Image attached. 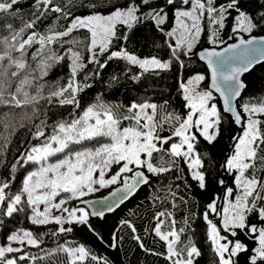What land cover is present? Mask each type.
Returning <instances> with one entry per match:
<instances>
[{
  "label": "snow or ice",
  "instance_id": "6c2138e0",
  "mask_svg": "<svg viewBox=\"0 0 264 264\" xmlns=\"http://www.w3.org/2000/svg\"><path fill=\"white\" fill-rule=\"evenodd\" d=\"M20 4L0 0V229L23 214L47 231L10 230L0 264H123L110 253L136 249L163 264H199L198 221L212 264H264V95L244 99L245 74L264 63V35H256L264 33V0H33L27 18ZM205 36L209 47L200 48ZM141 42L162 55L129 48ZM194 57L207 65L210 84L201 87L202 73L177 76L180 110L141 98L150 77L178 73ZM113 63L120 74L106 81L111 95L121 76L137 94L116 101L98 93L82 107ZM60 68L66 75L49 80ZM226 124L240 131L220 162L212 148ZM19 129L30 139L14 149ZM213 184L223 195L211 192L200 210L196 192ZM143 187L152 189L150 216L137 206L105 235L95 221ZM102 189L109 195L89 199ZM140 219L149 221L142 229ZM45 237L55 246L44 247Z\"/></svg>",
  "mask_w": 264,
  "mask_h": 264
},
{
  "label": "trees",
  "instance_id": "16d2710c",
  "mask_svg": "<svg viewBox=\"0 0 264 264\" xmlns=\"http://www.w3.org/2000/svg\"><path fill=\"white\" fill-rule=\"evenodd\" d=\"M33 0H21L20 9L21 14L25 16V18L28 17V15L34 10L32 7ZM84 10L80 9L77 11L76 14H83ZM53 22V18H49V20L45 21L41 25V30L46 29L47 25ZM17 25H19V20L16 21ZM65 22L60 21V25L62 26ZM228 33H225V38L227 37ZM74 35L78 36H84L86 33L80 32V33H74ZM256 35H264V33H256ZM200 48L203 47H209V45L206 43V36L202 39V43L199 46ZM130 49H134L136 51V54L140 56H148V55H162V53H157L151 46H145L142 42L141 43H132L129 45ZM120 67H123V64L121 62ZM120 67H118L115 63H113L107 70H105L102 73L101 78L97 79L96 81H92L93 88L91 90H88L86 94L84 95V102L82 104V107H86L87 103L91 101V99L98 93H104L107 95L109 100L115 99L116 101L123 100L125 93H130L131 95H136L137 93L135 91H130L128 87V82L124 80L123 76H121V86L119 88V92L115 94V96L111 95L112 89L108 88L106 81L110 78V76L115 72L117 74H120ZM67 73L66 68H60L57 69L50 77L49 80H55L61 76H65ZM196 73H202L208 77L207 70L203 64L200 63V61L197 58H193L192 61L188 62V66L184 70H180L178 73L174 69L173 71L161 73L160 77H150L149 83L150 87L146 90H141L139 95L141 98H147L154 102H162L164 99H168L171 103V106L177 110L181 109L182 100L177 95V76L182 79H187L192 75H195ZM250 89L249 91L244 93V99L247 100L249 96L255 95L256 97H260L264 95V91H262V85H264V64L256 67L251 71L249 74L245 76ZM155 81V83H152V81ZM208 85V79L203 82L201 87H207ZM218 105L220 106L219 100L217 98ZM5 111V109L0 108V113ZM19 111V110H17ZM59 111L67 112V109H61ZM239 132V128H235V126L229 127L226 124V131L224 133V136L219 140V142L212 148L213 155L217 158L218 161L222 162L223 158L228 154L231 146V140L230 136L233 134V132ZM28 139H30L29 133L25 129H19L17 136L14 138V144L13 148L19 147L21 142H25ZM25 146H27L25 144ZM13 155H15V151H13ZM222 175H224L222 173ZM167 179H171V177H168ZM167 179L165 182H167ZM225 179L228 183V185H231L232 180L230 177H227L225 175ZM17 184H19V180L17 181ZM157 184L156 179H153V187H155ZM110 189H102L101 191L92 194L89 198L93 197H100L105 195L107 192H109ZM152 189L149 187H143L131 200H129L125 205H123L121 208H119L115 213L112 215H108L105 217V220L103 221H95L99 226H101L104 231L105 235L108 234L113 228L114 225L118 224L120 219L123 218H132L129 216L130 210L137 209V206H140L138 209V212L142 216H150L151 209L148 201V197L150 196ZM215 192L223 195V189L216 184H213L210 188L209 193H200L196 192V200L200 203V210H202L203 205L206 204L210 198V193ZM189 195L191 196L192 193L189 192ZM148 219H140L137 220V224L141 229L144 225L148 224ZM54 227V226H52ZM17 228H33V231L41 232V231H47V229L44 228H34L32 225H30L27 220L24 218L23 214H20L18 218L12 219L7 221L6 227L0 229V243L4 242V236L8 234L10 230H14ZM196 231L197 236L196 240L201 248V251L203 253L202 257L199 260V264H212V253L210 251V247L208 245L207 240L204 236V225L202 222L198 221L196 225ZM76 238L83 240L87 239L88 243L92 246H94L98 251L100 252H107L106 249H104L101 245H99L98 242L95 241L94 238L86 237L85 235L81 233L76 234ZM243 238V237H242ZM55 242L50 237L44 238V247L50 248L54 247ZM153 247H159V245H150ZM249 246L251 247V243H249ZM125 249H133L135 248L134 245L130 243H125L124 245ZM30 251L33 252V254H40L39 250L37 249H30ZM113 259H118L119 261H123V264H163L162 260H157V258L152 256H145L142 252H140L138 249L135 251H129V254L127 257H125L124 252H121L119 254V257L115 253H110Z\"/></svg>",
  "mask_w": 264,
  "mask_h": 264
},
{
  "label": "water",
  "instance_id": "95a60500",
  "mask_svg": "<svg viewBox=\"0 0 264 264\" xmlns=\"http://www.w3.org/2000/svg\"><path fill=\"white\" fill-rule=\"evenodd\" d=\"M197 59H198V58H197ZM198 60H199V59H198ZM200 63L203 64V65L205 66L206 70H207V65H206L204 62H201V61H200ZM262 64H264V63H262ZM262 64H260V65H262ZM260 65H256V66L254 67V69H255L256 67L260 66ZM207 73H208V85H209V84H210V73L208 72V70H207ZM247 74H249V73H247ZM247 74H245V76H246ZM208 85H207V86H208ZM216 97H217L218 100H219L220 106H222V101L220 100L219 95L216 94ZM138 192H139V191H138ZM109 193H110V191L107 192V193H106L105 195H103V196H100V197H93V198H89V199H92V200L98 201V200H101L103 197L108 196ZM131 199H132V198H131ZM131 199H130V200H131ZM127 202H128V201H127ZM127 202H126V203H127ZM126 203H125V204H126ZM122 206H123V205H122ZM122 206H121V207H122ZM121 207H120V208H121ZM117 210H118V209H117ZM117 210H116V211H117ZM116 211H115V212H116ZM115 212H113V213H115ZM113 213L107 214L106 216H108V215H112Z\"/></svg>",
  "mask_w": 264,
  "mask_h": 264
},
{
  "label": "rangeland",
  "instance_id": "374dc122",
  "mask_svg": "<svg viewBox=\"0 0 264 264\" xmlns=\"http://www.w3.org/2000/svg\"><path fill=\"white\" fill-rule=\"evenodd\" d=\"M89 146H92L91 144Z\"/></svg>",
  "mask_w": 264,
  "mask_h": 264
}]
</instances>
